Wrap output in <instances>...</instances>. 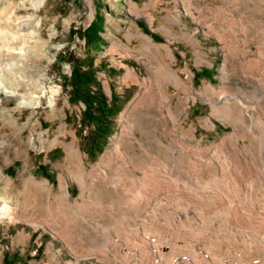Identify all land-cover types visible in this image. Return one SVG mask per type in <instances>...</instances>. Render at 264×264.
<instances>
[{
  "label": "rangeland",
  "instance_id": "374dc122",
  "mask_svg": "<svg viewBox=\"0 0 264 264\" xmlns=\"http://www.w3.org/2000/svg\"><path fill=\"white\" fill-rule=\"evenodd\" d=\"M95 17L101 21V45L88 54L82 32ZM174 17L178 23L166 21ZM261 19L264 3L242 12L234 0H0V207H15L11 219L0 215V264H264V115L255 112L262 125L249 128L247 120L235 122L217 113L225 99L222 92L231 95L237 86L251 88L231 73L229 65L225 76L220 71L223 58L238 54L240 47L235 45L250 31L245 42L251 48L248 57L258 62L255 65L251 58L246 68L264 84V61L256 57L264 43V27L257 25ZM179 31L199 40L208 62L196 61L194 47ZM138 32L168 46L174 68H185L181 76L190 78L195 99H189L178 116L179 122L187 116L192 127L185 136V158L192 166L188 181L175 174V185L163 184L160 196L167 195L159 211L170 213L171 219H160L155 228L144 217L146 208L135 216L143 226L126 227L121 220L105 223L101 210L90 203L88 219L77 218L73 229H67L71 235L76 232L74 237L65 239L39 215L20 211L24 200L41 206L46 202L42 191L37 194L21 186L47 181L58 193L63 179L72 202L77 203L81 192L88 200L75 170L62 166L65 147L72 144L77 149V166L93 183L88 173L132 123L122 113L134 108L141 84L125 78L126 70L148 79L149 57L141 49ZM87 56L91 67L82 70L94 75L89 87L96 103L91 108L73 98L68 62H82ZM260 94H239L249 104L245 112L252 111ZM261 104L264 113V99ZM172 136L176 142L184 139L181 129ZM218 161L226 167L220 169ZM233 168L238 170L234 187ZM108 204L109 200L103 202ZM181 208L189 209L190 218L178 225L174 216ZM59 225L68 226L65 221ZM139 225L144 230H136Z\"/></svg>",
  "mask_w": 264,
  "mask_h": 264
},
{
  "label": "bare ground",
  "instance_id": "6f19581e",
  "mask_svg": "<svg viewBox=\"0 0 264 264\" xmlns=\"http://www.w3.org/2000/svg\"><path fill=\"white\" fill-rule=\"evenodd\" d=\"M234 1L242 12H250L255 7L259 6L260 3H264V0ZM178 20L177 17H174L166 21L168 23H178ZM247 22L255 25V21L251 22V20H248ZM257 25L258 27H264V20H258ZM221 31L225 33L224 29H221ZM179 33L180 38H184L194 47L196 61L200 63L208 62L199 40L188 32L179 31ZM251 33L252 32L250 31L247 35L243 36L242 44L235 45V48L240 47L238 54H227V58H223L220 68L222 75L225 76L226 65H229L231 73L234 76H238L244 83L251 86V88L237 86L231 95L222 92L221 94L225 99L223 100L222 106L217 110V113L231 117L235 122H238L239 120H247L249 123L247 126L249 128H258L262 125L261 118L264 115L262 112L263 106L261 104V100L264 99V84L262 83L261 86L255 77L256 75L246 68V62L250 60L252 56L250 58L248 57L250 55L248 49L251 48L247 47L245 42ZM137 36L141 42V49L145 51L149 57V64L146 65L148 79H139L136 73L130 69L126 70L125 78L141 84V91L135 97L134 108L132 110L129 109V111L125 110L122 113V117L126 115L129 116L132 123L123 129L121 138L117 140L111 152L103 154L93 171L88 173L89 176L92 175L94 179L93 183L87 182L81 165L77 166V149L72 144L65 147L66 151L62 166L65 165L66 168L71 166V168L75 170L74 176L76 179L78 178V181L81 184V190H88V200L84 199L81 192L77 199V203L76 201L72 202L69 198L67 184L63 179H60L59 185L56 189L58 190V193L52 192V187L47 181H40L32 186H27L24 183L21 186V190H35V193L37 194L42 191L46 202L44 206H41L38 205L37 201L28 202L24 200L20 204V211H28L29 215L32 213L39 215L49 226L53 227L59 234L63 235L65 239L70 240L74 237L76 232L71 235L67 229L74 226L77 218L81 221L83 219H88L85 211L90 203H94L101 210V215L107 220L105 223H118V221L121 220L125 223L126 227L129 225L135 227L137 224L143 226L144 223H138L135 216L138 214V209L141 210L146 208L145 210L147 213L144 214V217L150 221L152 228H155L154 225L158 223L160 219H171L170 213H167L166 217L164 216L165 214L163 215L159 211L160 206L166 201L165 197L167 195L164 194L160 196L163 184L175 185V179L173 177L175 174H179L185 182L188 181V171L192 166H190L189 160L185 158L187 156L186 150L189 149V144L185 140V136H187L192 127L187 125V116H183L180 122L178 116L185 109L184 104L189 99H195L194 96L191 95L194 91L192 90V87L188 85L190 78L188 76L186 78L181 76L185 71V68H174L173 62L175 61V57L168 46L154 43L150 37L141 32H138ZM256 53V57H258L260 62H263V42L258 46ZM247 57L249 59H247ZM251 62L257 65L258 60L254 57L251 59ZM246 93L253 95L254 97L258 93L261 94L256 97L260 98L257 99L258 102L253 106L252 111L248 110L245 112V107H248L249 104L243 99V97H240L239 94L244 96ZM229 96H233V99H230ZM255 112H259L261 118L259 115H254ZM177 129H181V133L184 136V139L179 142H176L173 139L174 136H172ZM136 132H138V135ZM161 136H164L167 142H165ZM48 143L53 144V141H49ZM27 145L33 146L32 140H28ZM40 145V147H43L41 142ZM218 162H220L218 163L220 169L226 167L224 161ZM236 172H238V170L233 168V176L231 178L229 176L233 187L238 183L234 178ZM95 182L98 186H94ZM11 183V181H8V189L11 188ZM242 186L243 188L246 187L245 183L242 184ZM185 187L186 186L183 183V190ZM233 192H236L235 189L230 190V195H233ZM105 200H109L108 207L103 205ZM204 200L211 201L212 198L206 197ZM150 204L151 206L147 210V206ZM13 209H15V207H12L11 203H8L7 205L0 207V215L7 214L11 219ZM107 209H109V211H106ZM187 210L189 209L181 208L178 215L174 216L178 225H182L189 220L190 216H188L189 214L187 213ZM121 212H123V214ZM63 221L67 223V228L59 225L62 224ZM95 223L101 225V227L106 225L97 220H95ZM140 225L135 229L144 230ZM71 229H73V227ZM153 230L155 229H152L151 232ZM144 232L146 237L149 236V233L146 231ZM109 233L110 230L104 232L103 235L107 237ZM152 242L151 244L155 245V243ZM133 264L141 263L139 261H134Z\"/></svg>",
  "mask_w": 264,
  "mask_h": 264
},
{
  "label": "trees",
  "instance_id": "16d2710c",
  "mask_svg": "<svg viewBox=\"0 0 264 264\" xmlns=\"http://www.w3.org/2000/svg\"><path fill=\"white\" fill-rule=\"evenodd\" d=\"M100 23V18L95 17L82 32L88 54L91 48L97 49L101 45ZM68 62L72 64L70 83L73 86V98H79L86 104L87 108H91L96 103L89 87L90 84L94 83V75L84 72L82 66L91 67L92 60L87 56L82 62L78 58L69 59Z\"/></svg>",
  "mask_w": 264,
  "mask_h": 264
}]
</instances>
